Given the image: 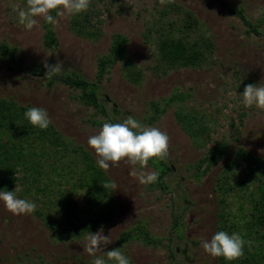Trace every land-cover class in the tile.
Masks as SVG:
<instances>
[{
	"label": "rangeland",
	"instance_id": "rangeland-1",
	"mask_svg": "<svg viewBox=\"0 0 264 264\" xmlns=\"http://www.w3.org/2000/svg\"><path fill=\"white\" fill-rule=\"evenodd\" d=\"M171 1L193 12L201 23L197 33L210 38L215 50L203 67L182 68L159 76L151 69L154 48L144 36L148 22L165 5L160 0H91L84 14H88V28L97 31L96 37L73 33V15L57 17L58 24L53 26L56 46L52 48L43 45V19L32 30L19 23L17 9L25 8L26 0H0V44L8 45L21 58L19 68L0 61V97L46 109L51 124L66 141L88 150L95 162L97 158L87 140L98 133L104 122H122L132 116L145 126L167 132L170 154L164 162L171 170H166L162 180L141 184L129 175L132 166L124 162L104 170L117 185L112 192L115 210L110 222L93 233L103 228V235H110L113 240L102 245L103 250L120 248L131 264H217L218 258L201 247V241L210 240L219 227L217 188L227 189L225 210L231 213L230 219H241L240 205L246 213L250 210L248 198L239 191L241 182L247 180L245 163L240 162L227 179L223 178V171L240 148L264 158V111L244 107L241 96L247 84H264V37L249 34L238 16L228 13L217 0ZM225 1L231 8H243L252 22L264 10V0ZM115 34L127 38V53L140 68L142 79L137 85L129 83L117 61L99 84L98 99L104 107L101 112L85 105L80 91L61 83L59 77L77 75L94 81L97 62L108 52ZM45 59L51 65L62 61V72L45 78ZM33 66H41L42 71H30ZM174 92L185 94L182 104L187 110L206 114L210 140L205 147H195L178 125L175 103L157 121L148 122L150 102L164 104V99ZM218 144L225 146L227 153L208 172L196 176L194 165ZM143 170L157 171V167L148 163ZM18 189V198L33 201L39 207L41 198ZM59 200L53 201V208L66 214L50 212L48 218L45 210L13 215L0 202V264H92L95 257L83 252L85 236L64 239L58 233L59 223L76 222L90 211L79 195L69 205H60ZM37 212L44 213L45 218L38 217ZM56 217L63 218H58V223L53 220ZM137 226L146 229L159 244L145 245L137 237L118 243L122 233ZM103 255L104 252L97 253Z\"/></svg>",
	"mask_w": 264,
	"mask_h": 264
},
{
	"label": "trees",
	"instance_id": "trees-1",
	"mask_svg": "<svg viewBox=\"0 0 264 264\" xmlns=\"http://www.w3.org/2000/svg\"><path fill=\"white\" fill-rule=\"evenodd\" d=\"M217 1L228 13L238 16L249 34L264 37V10L259 18L252 22L245 16L243 8H231L225 0ZM51 14L56 16L55 12ZM88 23V14L82 12L73 15L71 30L78 35L96 37L97 31L90 30ZM200 24L193 12L177 3L166 1L158 15L148 22L144 36L145 41L155 51L154 65L151 69L156 75L164 76L170 71L182 68H200L210 62L215 44L204 33H197ZM43 27L45 30L43 45L48 48L56 46L53 26L43 20ZM127 42V38L121 34L112 36L108 52L97 62L94 81L89 82L77 75L60 76L59 81L79 90L80 99L85 105L104 112V107L98 99L99 84L117 61H120L122 75L129 83L137 85L142 79L140 68L127 53ZM0 61L8 65L14 64L18 68L21 66V58H17L14 50L4 44H0ZM29 69L34 73L42 71L41 66ZM51 83L49 80L48 84ZM184 99V93L174 92L171 97L164 99V104L151 101L147 120L151 124L154 123L166 112L170 104L175 103L177 108L174 115L178 125L195 147H205L210 140L206 114L187 110L182 104ZM30 107L21 105L13 99L0 97V190L14 191L18 187L31 197L33 194L38 196L41 200L39 199V207L36 210H45L47 218L50 212L66 214L63 210L53 208L54 200L60 199V205L65 203L69 205L73 198L79 195L83 206L90 211L89 214L78 217L76 222L66 224L58 222V218L63 217H56L53 220L59 223L58 233L64 239H78L87 232L93 233L98 227L108 224L113 216L115 210L113 189L103 187V184L112 181L88 150L81 145L68 143L52 124L46 130L31 126L24 117V112ZM226 153V147L219 144L209 148L206 155L194 165L196 176L208 172ZM242 161L247 167L248 175L247 180L241 182L239 191L248 198L250 210L246 213L244 207L240 205L238 211L242 214L241 219L238 221L230 219L231 213L225 210L228 206L227 189L219 186L217 199L220 210L217 231L238 233L246 242H251V246L245 243L244 255L239 259L230 262L218 257L217 264H264V158L254 157L250 152L240 148L235 152L222 176L224 179L227 175L229 177L231 171H236ZM149 163L157 167L159 180H162L166 170H171L164 161L153 159ZM73 209L75 211V208ZM37 216L45 218V214L41 212H37ZM136 237L145 245L159 244V241L150 237L141 226L122 233L118 243Z\"/></svg>",
	"mask_w": 264,
	"mask_h": 264
},
{
	"label": "clouds",
	"instance_id": "clouds-1",
	"mask_svg": "<svg viewBox=\"0 0 264 264\" xmlns=\"http://www.w3.org/2000/svg\"><path fill=\"white\" fill-rule=\"evenodd\" d=\"M163 4L165 0H160ZM171 2V0H168ZM91 0H26V7L17 9L18 20L27 30L38 28L40 19L52 26L58 24L59 18L78 15L86 12ZM55 12L54 17L51 13ZM47 70L45 78L51 79L59 75L63 69L62 61L51 65L47 59L42 61ZM143 63V62H142ZM242 103L246 108L255 107L264 111V84H247L241 94ZM28 123L41 130H46L52 120L46 109L33 106L24 112ZM87 145L94 150L98 166L107 171L110 167L119 166L124 162L132 166L129 175L137 178L141 184H150L157 181L159 172L144 171L150 160L165 161L169 156L170 137L167 132L157 127L145 126L132 116L122 122H104L97 134L88 137ZM137 166H139L137 168ZM105 189H116L114 182L103 184ZM14 191H0V202H3L7 211L13 215H28L35 212V202L18 198ZM113 240L110 235H103V228L96 233L87 232L83 241V252L95 257L92 264H131L129 257L124 255L120 248L104 251L102 245H108ZM246 242L238 233L229 234L226 231H217L210 240H202L201 247L212 257H223L227 261H235L244 255ZM104 252L103 256H97Z\"/></svg>",
	"mask_w": 264,
	"mask_h": 264
}]
</instances>
